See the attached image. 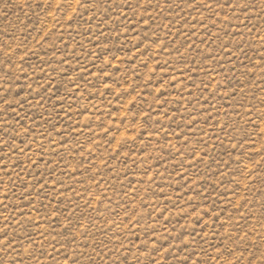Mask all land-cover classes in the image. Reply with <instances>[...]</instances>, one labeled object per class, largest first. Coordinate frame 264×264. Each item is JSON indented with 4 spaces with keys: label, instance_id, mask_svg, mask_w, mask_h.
Instances as JSON below:
<instances>
[{
    "label": "rangeland",
    "instance_id": "1",
    "mask_svg": "<svg viewBox=\"0 0 264 264\" xmlns=\"http://www.w3.org/2000/svg\"><path fill=\"white\" fill-rule=\"evenodd\" d=\"M0 264H264V0H0Z\"/></svg>",
    "mask_w": 264,
    "mask_h": 264
}]
</instances>
